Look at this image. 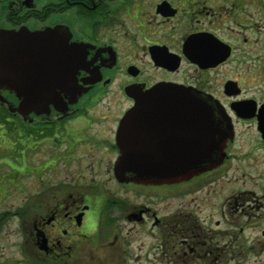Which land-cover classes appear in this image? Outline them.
Segmentation results:
<instances>
[{
	"label": "flooded vegetation",
	"instance_id": "1",
	"mask_svg": "<svg viewBox=\"0 0 264 264\" xmlns=\"http://www.w3.org/2000/svg\"><path fill=\"white\" fill-rule=\"evenodd\" d=\"M0 22L70 32L79 90L0 127V264H264V0H0ZM158 85L223 107L219 163L117 171L126 151L123 167L186 166L176 98L128 118Z\"/></svg>",
	"mask_w": 264,
	"mask_h": 264
},
{
	"label": "water",
	"instance_id": "2",
	"mask_svg": "<svg viewBox=\"0 0 264 264\" xmlns=\"http://www.w3.org/2000/svg\"><path fill=\"white\" fill-rule=\"evenodd\" d=\"M70 39L71 33L60 27L31 31L25 25L12 28L0 22V101L8 106L10 112L17 111L23 116L30 112H49L51 103L57 107L61 104L62 92L69 98L77 97L79 90L73 86V80L78 66L74 62L75 48ZM4 91L15 93L19 102L14 104ZM137 97L139 101L129 112L131 121L137 120L143 108L163 105L145 103L143 100L176 98V102L166 104L175 108L176 113L192 115V150L187 154L186 166L171 170L142 168L137 167L136 163L123 167L121 164L131 155L126 151L117 165L118 172H131L135 179L142 175L155 177V171L160 172L159 177H168L169 172L177 178L190 177L223 159L225 141L232 135L233 124L221 105L199 102L200 98L191 91L168 85L155 86ZM180 99L188 103L179 102ZM215 114L222 117L217 119ZM205 137L215 138L216 141L203 142Z\"/></svg>",
	"mask_w": 264,
	"mask_h": 264
},
{
	"label": "trees",
	"instance_id": "3",
	"mask_svg": "<svg viewBox=\"0 0 264 264\" xmlns=\"http://www.w3.org/2000/svg\"><path fill=\"white\" fill-rule=\"evenodd\" d=\"M9 113L8 106L0 101V127L3 126L8 128L6 124L9 122Z\"/></svg>",
	"mask_w": 264,
	"mask_h": 264
},
{
	"label": "rangeland",
	"instance_id": "4",
	"mask_svg": "<svg viewBox=\"0 0 264 264\" xmlns=\"http://www.w3.org/2000/svg\"><path fill=\"white\" fill-rule=\"evenodd\" d=\"M6 136H7V134H5V135H4V134H3V135L0 134V138H1V139H5ZM0 144H2V145H6V146H7V145L9 144V142H8L7 140H6L5 142H4V141H1ZM0 153H1V152H0Z\"/></svg>",
	"mask_w": 264,
	"mask_h": 264
}]
</instances>
